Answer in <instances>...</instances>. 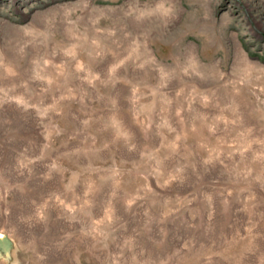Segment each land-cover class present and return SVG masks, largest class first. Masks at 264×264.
<instances>
[{"label": "rangeland", "instance_id": "rangeland-1", "mask_svg": "<svg viewBox=\"0 0 264 264\" xmlns=\"http://www.w3.org/2000/svg\"><path fill=\"white\" fill-rule=\"evenodd\" d=\"M0 264H264V0H0Z\"/></svg>", "mask_w": 264, "mask_h": 264}]
</instances>
